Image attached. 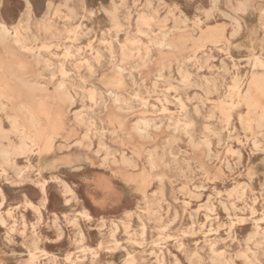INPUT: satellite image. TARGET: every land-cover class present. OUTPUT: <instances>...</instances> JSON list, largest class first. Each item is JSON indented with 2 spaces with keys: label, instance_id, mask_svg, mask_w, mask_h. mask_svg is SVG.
Masks as SVG:
<instances>
[{
  "label": "rangeland",
  "instance_id": "obj_1",
  "mask_svg": "<svg viewBox=\"0 0 264 264\" xmlns=\"http://www.w3.org/2000/svg\"><path fill=\"white\" fill-rule=\"evenodd\" d=\"M0 21L25 47L0 43L3 128L65 112L52 151L0 157V264H264V130L230 107L264 60V0H0Z\"/></svg>",
  "mask_w": 264,
  "mask_h": 264
},
{
  "label": "bare ground",
  "instance_id": "obj_2",
  "mask_svg": "<svg viewBox=\"0 0 264 264\" xmlns=\"http://www.w3.org/2000/svg\"><path fill=\"white\" fill-rule=\"evenodd\" d=\"M147 1V0H146ZM218 1V0H217ZM115 2V1H113ZM160 2V1H159ZM113 4V3H112ZM148 4V3H147ZM246 1H241L240 6H245ZM115 5V4H114ZM119 5V4H118ZM151 5V4H150ZM120 6V5H119ZM118 6V7H119ZM216 6V5H215ZM214 6V7H215ZM29 9V8H28ZM131 9V8H130ZM108 11V10H107ZM210 11V10H209ZM208 11V12H209ZM105 12V11H104ZM115 12V11H113ZM207 12V13H208ZM222 13V12H221ZM89 14V13H88ZM93 14V13H92ZM111 14V13H110ZM30 15V14H29ZM117 15V14H116ZM114 17H117V16ZM90 17V16H89ZM111 17V16H110ZM113 18V17H112ZM122 18V17H121ZM141 20L143 22L147 21V17L145 15L140 16ZM139 18V19H140ZM114 19V18H113ZM166 20V19H165ZM111 21V20H110ZM116 21V20H115ZM119 21V20H118ZM127 21V20H126ZM114 22V21H113ZM120 22V21H119ZM236 22V21H235ZM79 25V24H78ZM119 26V25H118ZM116 25V27H118ZM123 26V25H122ZM114 29V28H113ZM173 30L170 28L169 30H166L163 32V40H166V38L171 34ZM76 32V31H75ZM8 41H12L15 44L22 45V39H21V32L19 29V26H13L11 29L7 24L0 21V43H7ZM169 45V44H168ZM23 46V45H22ZM67 46V45H66ZM110 46V45H109ZM170 46V45H169ZM23 48H25L23 46ZM29 49V48H26ZM99 49V48H98ZM109 49V48H108ZM31 50V49H29ZM69 50V49H68ZM67 51V50H66ZM64 51V52H66ZM69 54V53H68ZM39 55V54H38ZM80 57V56H79ZM80 59V58H79ZM53 62V61H52ZM83 62V61H82ZM59 65V63H58ZM95 72V71H94ZM93 72V73H94ZM185 72V70H184ZM64 73V70H63ZM63 76V75H62ZM39 77V76H38ZM51 77V76H50ZM54 77V76H53ZM11 78H17V77H11ZM18 79L20 81H18ZM73 80V78H72ZM17 81L20 83L22 82L25 84L31 92H40L43 96H51L56 99L59 103H71L73 99L72 95L68 92L67 86L64 81L58 82L57 85H55L54 89L51 91V89L42 82L35 79V81H29L23 78H17ZM16 81V82H17ZM20 83L19 85L22 86L23 84ZM7 86V85H6ZM5 86V87H6ZM17 87V86H16ZM22 88V87H21ZM25 88V87H24ZM23 88V89H24ZM27 89V88H25ZM169 89V88H168ZM13 91V90H12ZM29 91V92H30ZM28 92V89L27 91ZM30 92V93H31ZM114 97V101L118 103L120 100L119 95L115 93L114 91H109ZM10 93V92H9ZM233 93L235 95L236 101L232 104H230L231 108H238L243 107L248 110L247 116L240 117L241 123L247 127V128H257L258 130H264V102L262 101L264 99V60L260 56H255L253 62H252V71L250 73V76L248 78V82L245 85V87L242 88L239 81H235L233 85ZM29 94V93H28ZM74 94V93H73ZM108 94V93H107ZM201 95V94H200ZM5 93H0V110L2 109V98L5 97ZM90 96V95H89ZM33 98V96H29V98ZM35 97V96H34ZM92 98V97H91ZM134 98V97H133ZM27 101V100H26ZM93 101V100H92ZM34 102V101H33ZM143 102V101H142ZM124 104V103H123ZM126 105V104H125ZM41 107L42 105L39 104ZM25 106H22L21 110H23ZM217 108V107H216ZM46 109V108H45ZM162 109V108H161ZM199 109V108H198ZM81 110V109H80ZM91 110V109H90ZM16 111V110H15ZM40 111V110H39ZM34 112V111H33ZM31 112L29 115V125L22 124L18 119L14 118L12 120V128L10 130H6L2 126V122L0 120V157L3 158L4 161L7 163H13V160L17 155H26L31 150L32 147L36 146L39 148L40 152H50L54 149V140H55V131L61 124V119L64 116L65 112L59 108L58 111L55 113L57 118V123L54 125V130L48 131V128L42 125L38 119V114ZM201 112V111H200ZM199 112V113H200ZM16 113V112H15ZM43 113V112H42ZM225 112H223L224 114ZM145 114V113H144ZM81 115V114H80ZM147 115V113H146ZM116 116V115H115ZM52 117V115H51ZM80 118L81 116H77V118ZM182 117V116H181ZM120 118V117H118ZM121 119V118H120ZM119 119V120H120ZM211 119V118H210ZM227 119V118H226ZM228 120V119H227ZM81 121V119H80ZM79 123V122H77ZM143 126L144 128H141L139 125L135 126V130L139 133L143 134L146 132V129L150 126L149 119H143ZM179 125V124H177ZM206 125V124H205ZM112 126V125H111ZM122 126V125H121ZM60 128V127H59ZM120 128V127H119ZM179 128V127H178ZM154 129V128H153ZM227 131V130H226ZM12 132L16 135H18L21 139L20 144L15 145L13 142L9 141L8 143H5L4 140H9V133ZM88 132V131H87ZM102 132V131H101ZM104 132V131H103ZM90 133V132H89ZM230 133V132H229ZM146 135V134H145ZM224 135V133H223ZM94 137V136H93ZM133 137V136H132ZM196 138V137H195ZM223 138V137H222ZM27 140H30L28 143ZM79 143V142H78ZM262 143V142H261ZM255 144V143H254ZM78 145V144H77ZM80 147V146H79ZM111 147V146H110ZM103 149V147H102ZM197 149V148H196ZM112 150V149H111ZM170 150V149H169ZM113 151V150H112ZM122 152V151H121ZM235 153V152H234ZM37 154V153H36ZM123 154V153H122ZM121 156V155H120ZM39 157V155H38ZM123 162L127 164H131V161L124 155H122ZM81 160L80 156L74 155L73 151H68L64 155L56 156L51 162L50 165L53 167H56L60 163L64 164H73ZM216 162V161H215ZM91 165V164H90ZM191 166V165H190ZM26 169V168H25ZM58 169V168H57ZM73 170V169H71ZM196 170V169H195ZM194 173V172H193ZM222 175V174H221ZM149 179V178H147ZM148 184H150L148 182ZM243 184V183H242ZM146 185V184H145ZM41 190L42 192L46 191L45 182L41 183ZM143 189L142 191H144ZM72 188L69 186V184L65 185V192H72ZM76 191V190H75ZM139 192V191H138ZM75 193V192H74ZM24 194V193H23ZM143 194V192H142ZM153 196V195H152ZM154 198V197H153ZM249 201V200H248ZM171 204V203H170ZM242 207V206H241ZM175 208V207H174ZM7 213L10 215L11 211H7ZM259 222V221H258ZM226 233V232H225ZM257 233V232H256ZM61 236V235H60ZM81 241V240H80ZM142 243V242H141ZM76 244V243H75ZM35 249H38L37 247ZM43 252V251H41ZM44 254V253H42ZM253 257L256 258L255 252L252 253ZM71 257V256H70ZM31 261L28 259L30 264L35 263L36 261V254L35 252L31 253ZM66 258V257H65ZM245 261L247 263H257L255 260H252V258L248 254H244ZM70 259V258H69ZM77 260V259H76ZM85 260V259H84Z\"/></svg>",
  "mask_w": 264,
  "mask_h": 264
}]
</instances>
